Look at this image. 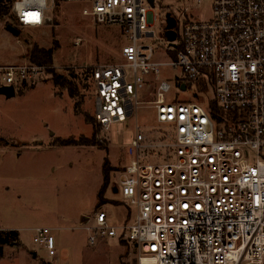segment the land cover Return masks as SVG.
Segmentation results:
<instances>
[{"label": "built area", "instance_id": "obj_1", "mask_svg": "<svg viewBox=\"0 0 264 264\" xmlns=\"http://www.w3.org/2000/svg\"><path fill=\"white\" fill-rule=\"evenodd\" d=\"M58 1H88L85 14L128 36L122 61L90 70L98 124L109 130L142 105L156 111L151 131L135 122L117 171L128 219L114 225L97 210L82 225L90 243L126 241L136 249L132 264H264V0H210L212 16L184 19L166 48L150 41L161 19L156 0H10L14 25L44 26ZM158 30L167 37L165 21ZM162 51L171 59L157 60ZM48 66L0 64V86L33 84ZM163 67L180 71L175 81L162 79ZM203 78L209 101L179 99ZM142 91L155 98L141 100ZM56 230L32 229L50 258L60 252Z\"/></svg>", "mask_w": 264, "mask_h": 264}, {"label": "rangeland", "instance_id": "obj_2", "mask_svg": "<svg viewBox=\"0 0 264 264\" xmlns=\"http://www.w3.org/2000/svg\"><path fill=\"white\" fill-rule=\"evenodd\" d=\"M157 35L150 41L168 44L159 35L167 13L180 25L184 19L205 20L212 16V2L205 0H156ZM88 1H58L41 27H18L15 36L0 19V64L30 61V47L53 48L54 61L45 77L8 98L0 94V229L20 233V246L3 247L0 264H132L135 247L118 238L99 239L91 244L82 228L94 213L103 209L110 222L122 224L127 214L116 177L128 162L135 136V122L151 131L156 111L150 105L138 108L133 118L117 122L109 130L95 119L92 67L122 61L121 48L128 36L121 25L97 22L84 9ZM80 38V44L76 43ZM30 42V47L24 41ZM156 59L168 61V52ZM74 74V97L68 88L57 86L51 72ZM180 71L162 68V79L175 81ZM213 87L201 79L179 99L209 101ZM153 91H142L141 100L154 99ZM90 117V118H87ZM108 182L102 196L103 165ZM101 204V205H100ZM123 204V205H122ZM129 211V210H128ZM49 226L61 237V252L50 258L33 242L32 229ZM36 252L37 255H34Z\"/></svg>", "mask_w": 264, "mask_h": 264}, {"label": "trees", "instance_id": "obj_3", "mask_svg": "<svg viewBox=\"0 0 264 264\" xmlns=\"http://www.w3.org/2000/svg\"><path fill=\"white\" fill-rule=\"evenodd\" d=\"M10 0H0V19L4 20L5 18L9 17L8 24H15V20L13 19L10 13ZM26 45L30 47L29 41H24ZM30 61L37 64H51L54 61V49L49 48H40L38 45L30 47ZM53 76L54 82L57 86H61L62 88H68L70 91L71 96L74 97L77 89L73 87V78L74 74L69 76L51 72ZM26 88V86L19 88V90ZM90 118V117H87ZM103 174L104 180L101 189L99 190L98 196L101 197L103 192L106 189L107 182H108V175H107V163L105 162L103 165ZM101 205V204H100ZM21 238L20 233L18 230L15 229H0V257L3 256V247L5 246H20Z\"/></svg>", "mask_w": 264, "mask_h": 264}, {"label": "water", "instance_id": "obj_4", "mask_svg": "<svg viewBox=\"0 0 264 264\" xmlns=\"http://www.w3.org/2000/svg\"><path fill=\"white\" fill-rule=\"evenodd\" d=\"M151 4L153 5V0H150ZM166 18H167V37L168 40L173 44V41L176 39V35L174 33H171L172 31L170 30L174 25H175V18L171 16V13H167L166 14ZM7 30H9L11 33H13L15 36H19L20 35V30L18 27H16L13 24H7L6 26ZM0 94L5 95L8 98L14 97L16 95V89L13 85L11 86H0ZM117 190V188L115 189ZM34 255H37L36 252H33Z\"/></svg>", "mask_w": 264, "mask_h": 264}, {"label": "flooded vegetation", "instance_id": "obj_5", "mask_svg": "<svg viewBox=\"0 0 264 264\" xmlns=\"http://www.w3.org/2000/svg\"><path fill=\"white\" fill-rule=\"evenodd\" d=\"M168 23H167V18L165 19V26L167 27ZM172 32L176 35V37H178L179 35V30H180V23L179 21L175 20V25L170 29Z\"/></svg>", "mask_w": 264, "mask_h": 264}, {"label": "crops", "instance_id": "obj_6", "mask_svg": "<svg viewBox=\"0 0 264 264\" xmlns=\"http://www.w3.org/2000/svg\"><path fill=\"white\" fill-rule=\"evenodd\" d=\"M1 141V140H0ZM115 189H116V187H115ZM114 191H117L118 192V190H114ZM123 205V204H122ZM125 208H126V210H127V214H126V216H125V219H124V221L123 222H125L127 219H128V216H129V211H128V208L125 206V205H123ZM58 244H59V248H60V252H61V237H60V239H59V242H58Z\"/></svg>", "mask_w": 264, "mask_h": 264}]
</instances>
